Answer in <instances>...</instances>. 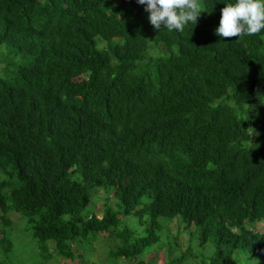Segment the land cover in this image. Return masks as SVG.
<instances>
[{
  "label": "trees",
  "instance_id": "trees-1",
  "mask_svg": "<svg viewBox=\"0 0 264 264\" xmlns=\"http://www.w3.org/2000/svg\"><path fill=\"white\" fill-rule=\"evenodd\" d=\"M199 4L159 32L137 0H0V46L32 57L0 75V264L13 214L45 262L107 235L126 264H264V34L221 38L225 3Z\"/></svg>",
  "mask_w": 264,
  "mask_h": 264
},
{
  "label": "rangeland",
  "instance_id": "rangeland-1",
  "mask_svg": "<svg viewBox=\"0 0 264 264\" xmlns=\"http://www.w3.org/2000/svg\"><path fill=\"white\" fill-rule=\"evenodd\" d=\"M9 54L10 52L8 47H6V45L0 46V69L3 67V71L0 72L1 76H8V74L4 70L7 64H10V67L14 66V68H18L19 66L28 64L32 61V57L27 55L15 56L13 54L11 55ZM91 192L94 194L93 196L94 198L89 205L87 213H91L93 211V213L101 214L103 212L102 206L106 202L107 194L103 189L98 191L97 189H93ZM112 197L113 196L111 195V198ZM11 219L14 221V224L12 225V228L14 229L12 233L13 234L12 238L15 243V249L14 252L11 254L13 261L20 264H79L77 261L63 260L58 258L52 259L49 262L41 261L40 252L38 251V249L32 250V246H34L37 242L34 241L31 232L28 230L27 219L22 220L21 216L18 214H13L11 216ZM128 222L130 224L129 227L135 228L138 231L144 230V227L139 226L137 219L133 215H130L128 217ZM248 227L253 230L263 231L264 222L257 224L255 227L251 225H248ZM171 229H172V233L174 234L176 232L175 230H177L176 222H172ZM106 236L101 237V240L98 243L96 244L94 243L95 246L94 244L92 246V244H87V243L79 245L80 241L79 242L77 241V244L79 246L77 249V256L82 257L83 260L82 264H126L125 261L123 260L116 261L106 257L107 256L106 253L108 249L111 247V245H109L107 241L105 242V240H107L105 239ZM140 236L141 237L145 236L144 231H141ZM180 239L184 243H187L189 240V238H187V236L185 235H181ZM198 244L199 242L196 239V241L193 242L194 250L200 249V246H198ZM157 246L159 245H153L151 247L152 250L151 252H153L152 254L149 255L146 254L147 256L145 258L143 256L140 259L139 258L132 259L131 261H129V264H138L140 263V261L141 264H164L165 252L163 248L165 247L167 248V245L163 244L162 248ZM52 247L53 245H51V250H53ZM80 257L79 260H81ZM136 260L138 262H136Z\"/></svg>",
  "mask_w": 264,
  "mask_h": 264
},
{
  "label": "clouds",
  "instance_id": "clouds-1",
  "mask_svg": "<svg viewBox=\"0 0 264 264\" xmlns=\"http://www.w3.org/2000/svg\"><path fill=\"white\" fill-rule=\"evenodd\" d=\"M221 18L215 34L221 38L264 34V0H221ZM155 30L183 32L194 26L202 10L199 0H137Z\"/></svg>",
  "mask_w": 264,
  "mask_h": 264
}]
</instances>
